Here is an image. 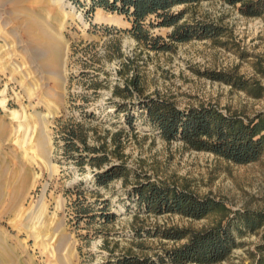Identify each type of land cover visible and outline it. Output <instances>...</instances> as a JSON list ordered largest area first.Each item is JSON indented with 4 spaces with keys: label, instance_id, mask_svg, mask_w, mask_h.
<instances>
[{
    "label": "rangeland",
    "instance_id": "rangeland-1",
    "mask_svg": "<svg viewBox=\"0 0 264 264\" xmlns=\"http://www.w3.org/2000/svg\"><path fill=\"white\" fill-rule=\"evenodd\" d=\"M90 3L27 0L20 14L10 1L0 7V264H106L128 252L151 257L172 242L133 241L135 228L200 230L215 224L214 217L192 221L172 215L135 216L122 182L92 194L90 168L82 173L64 154L59 131L67 120L85 122L102 136L109 131V140L122 128L117 122L123 123V115L116 119L109 102L118 100L114 87L124 86L126 79L139 76L146 95L161 93L181 108L205 103L249 117L264 113V17H245L223 0L204 1L192 7L193 17L226 27L228 35L157 53L126 32L131 25L125 17L102 8L90 13ZM26 13L40 26L30 35ZM41 30L58 41L60 61L48 51L50 40ZM170 31L153 28L151 33L167 39ZM34 34L40 41L31 45ZM132 61V67H124ZM214 71L260 85L263 96L206 77ZM85 113H95L98 119L86 121ZM122 141L127 164L139 172L189 186L232 209L264 208V156L235 165L187 150L181 143L168 144L143 121L134 133L125 132ZM78 199L108 201L116 219L109 226L98 219L77 225ZM242 242L245 247L221 264H252L247 251L259 237ZM137 244L147 248L144 254Z\"/></svg>",
    "mask_w": 264,
    "mask_h": 264
},
{
    "label": "trees",
    "instance_id": "trees-1",
    "mask_svg": "<svg viewBox=\"0 0 264 264\" xmlns=\"http://www.w3.org/2000/svg\"><path fill=\"white\" fill-rule=\"evenodd\" d=\"M204 1L214 0H90V13L102 8L123 16L131 25L126 32L140 46L157 53L171 52L176 44L194 40L217 42L228 35L226 27L193 17L192 7ZM223 1L238 7L245 17H264V0ZM153 28L171 31L165 39L153 36ZM131 65L133 61L125 63L124 67ZM205 75L256 98L263 96L260 85L238 75L216 71ZM113 97L118 100L111 99L109 103L114 106L116 119L121 120L123 115V123L117 122L122 128L110 140L109 131L102 136L87 123L74 120H67L59 131L64 154L82 173L87 172L86 167L90 168L94 187L91 193L98 194L109 190L111 184L122 182L130 207L133 204L136 207L133 208L135 216L172 215L192 221L214 217L216 222L200 230L162 226L135 228L133 241L159 238L172 245L164 246L151 257L128 252L106 264H221L229 260L234 251L245 247L242 240L250 236H258L259 242L247 254L252 264H264V208L232 209L215 197L200 196L189 186L139 172L127 164L122 141L125 132L134 133L138 121H143L168 144L181 143L190 151L212 154L235 165H248L264 156V113L249 117L205 103L181 108L161 93L146 95L137 75L126 79L124 86H115ZM84 115L86 121L98 119L95 113ZM110 206L108 201L90 203L78 199L74 204L75 221L77 225L83 221L91 225L98 219L109 226L116 219ZM137 247L143 254L147 249L144 244Z\"/></svg>",
    "mask_w": 264,
    "mask_h": 264
},
{
    "label": "bare ground",
    "instance_id": "bare-ground-1",
    "mask_svg": "<svg viewBox=\"0 0 264 264\" xmlns=\"http://www.w3.org/2000/svg\"><path fill=\"white\" fill-rule=\"evenodd\" d=\"M7 1H10L11 3H13L14 6H17L16 7V13L20 14L21 13V8L20 6L27 0H0V7H3V4H5ZM23 14V13H22ZM21 14V15H22ZM21 15H17L18 17L21 16ZM26 17H28V21H27V25H26V28L25 30L28 31V34L30 35V31H32V33L35 32L36 28L37 27H40L39 26V21L37 19H35L32 15H29V14H25ZM10 20V19H9ZM22 26V25H21ZM19 28V27H17ZM43 33L44 36H46L47 40H50L49 43H47V49L48 51L52 52V54L55 56V60L57 62L60 61V58H61V48L59 46V44L57 43L58 41L55 40L54 37H52L47 31L45 30H41ZM38 34H34L33 36H31V45H36L40 39L38 38L37 36ZM57 76V81L58 83L60 82V77L58 75ZM0 104H4V101H1ZM1 130V129H0Z\"/></svg>",
    "mask_w": 264,
    "mask_h": 264
}]
</instances>
